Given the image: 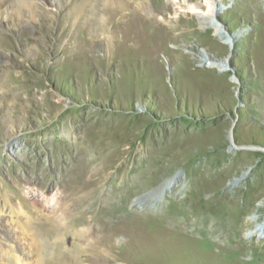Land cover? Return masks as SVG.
<instances>
[{
	"label": "rangeland",
	"instance_id": "rangeland-1",
	"mask_svg": "<svg viewBox=\"0 0 264 264\" xmlns=\"http://www.w3.org/2000/svg\"><path fill=\"white\" fill-rule=\"evenodd\" d=\"M12 1L0 0L4 247L21 244L27 264H264V224L249 233L264 220V0ZM190 1L200 13L212 1L224 35ZM131 10L156 22L132 49L113 42ZM77 173L101 181L76 207ZM15 219L51 229L41 253Z\"/></svg>",
	"mask_w": 264,
	"mask_h": 264
},
{
	"label": "bare ground",
	"instance_id": "bare-ground-1",
	"mask_svg": "<svg viewBox=\"0 0 264 264\" xmlns=\"http://www.w3.org/2000/svg\"><path fill=\"white\" fill-rule=\"evenodd\" d=\"M63 0H13L12 4H10V8L15 11L23 8H27L29 7L30 4H38L40 5V3H44L43 5L48 6L50 9L53 10H57L62 4ZM173 2L178 6L181 7V5L177 2V0H173ZM209 2H211V4H209ZM207 1V12H198V5L192 3V1L188 2L186 4V8L190 11V12H194L197 13L198 16V20L201 22V24L203 25H214L217 27V25L214 24L213 19L215 17L214 12H210L209 11V7L213 6L214 3L212 1ZM166 4V3H165ZM119 7V6H117ZM161 7V6H159ZM169 5H165L164 8H168ZM33 8V7H32ZM122 8V7H121ZM120 8V9H121ZM119 9V8H118ZM119 9V10H120ZM10 10V11H12ZM138 10V9H137ZM121 11V10H120ZM162 11V10H161ZM27 12V11H26ZM117 12V11H116ZM119 12V11H118ZM121 14H119L120 16ZM117 16V15H116ZM123 16V14H122ZM124 18H119L116 22V25H118V29L115 33V35L113 36V42H115L116 46H120V43H125L127 44V47L132 49V46L135 45H139L140 44V40L145 39L146 37V28L150 27L153 20L151 17H147L146 16H140V14L135 11V10H131V12L126 13L124 16ZM3 20H5L4 22H6V16L5 17H0V22L3 23ZM156 23V22H155ZM154 23V24H155ZM152 24V25H154ZM121 25V26H120ZM122 25L125 26V28H122ZM161 25V24H160ZM219 27V26H218ZM217 27V28H218ZM220 28V27H219ZM218 28L217 33L220 35H224V32H221V30ZM150 29V28H149ZM156 31V30H155ZM164 32V31H163ZM157 40V39H156ZM133 43V44H132ZM158 45V43H156ZM202 60L201 61H205V64H208V67H213V68H220L221 70H227V63L226 61L223 60H212L209 59L208 56L206 55H202ZM206 59H209V62H206ZM10 127V131L13 133V127L12 125H9ZM11 133V135H12ZM10 148V145H9ZM158 171V170H157ZM153 173V172H152ZM159 173V172H158ZM101 174V173H99ZM98 173H94L92 174L89 179L84 180L83 175L80 173L74 174L70 177H68V184H69V193L70 195H74V194H81V197L86 196L85 198L83 197L81 200H77L78 198H73L72 201L73 202V206L76 205L80 206L82 205L85 201H87L89 198H93L95 199L98 193V190L95 189V186L101 181V177ZM153 177V176H152ZM104 179V178H103ZM153 182L156 180L155 178L151 179L150 181ZM206 180H202L201 186L199 185L198 187V183H197V191L198 190H207V188H209L208 186H206L205 183ZM208 181V180H207ZM99 185H97L98 188ZM101 186V185H100ZM89 189H92L90 193H88ZM214 189V188H213ZM114 190V189H113ZM109 192V191H108ZM113 192V191H112ZM216 192V190L214 191ZM107 196L108 194L105 193ZM83 195V196H82ZM114 196V195H113ZM193 194L191 195L192 198ZM80 197V196H78ZM106 197V196H105ZM111 196H109L110 198ZM113 198V197H112ZM111 198V199H112ZM190 198V199H191ZM215 198V197H214ZM220 198V197H219ZM225 197H222L223 200H225V202H228V199H224ZM62 199V197L60 198V200ZM80 199V198H79ZM195 204H199V202L195 199L194 200ZM211 207V206H210ZM209 205L205 208V207H200L199 209L196 210H207L210 208ZM227 213V216H235V210L232 207H228L225 206L224 207ZM217 209V208H216ZM221 210V209H220ZM221 213V212H219ZM223 213V212H222ZM64 214V213H63ZM110 214H112L110 212ZM235 214V215H234ZM221 215V214H220ZM12 217H16L13 214H11ZM111 216V215H110ZM224 216V215H223ZM221 217V216H220ZM223 218V217H222ZM224 219V218H223ZM221 221V220H220ZM4 222V221H3ZM264 224V220H262V222H258V224H256L253 228L254 229H249L250 230V234H256L261 226ZM14 225L16 228H18L22 233L25 234L26 236V242L27 244H30V247H32L33 249H35L34 253H41L42 252V246L40 245V243H38V241L40 240V238H42V236H47L49 232H51V229L48 228L47 226H38L35 225L33 222H22L20 219H15L14 220ZM49 225V224H48ZM51 227V226H50ZM4 228L2 225V220H0V231L2 232V229ZM9 232V231H8ZM248 233V234H249ZM115 238H113L112 236H109L107 239H105L104 244L109 247V243H111ZM9 240V239H8ZM7 240V241H8ZM4 241V240H3ZM0 240V264H27L25 263L21 256L19 255L20 253L24 252L23 246L21 244L15 245L14 248H10V249H6L4 246L6 245L5 242H3ZM10 241V240H9ZM42 242V241H41ZM8 243V242H7ZM94 249H99V247L94 248ZM32 251V250H31ZM40 257V256H39Z\"/></svg>",
	"mask_w": 264,
	"mask_h": 264
}]
</instances>
